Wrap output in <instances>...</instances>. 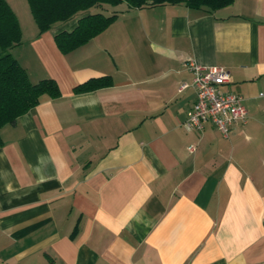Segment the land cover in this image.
Returning a JSON list of instances; mask_svg holds the SVG:
<instances>
[{
  "label": "crops",
  "instance_id": "1",
  "mask_svg": "<svg viewBox=\"0 0 264 264\" xmlns=\"http://www.w3.org/2000/svg\"><path fill=\"white\" fill-rule=\"evenodd\" d=\"M114 11L67 53L54 35L79 16L38 34L15 14L11 53L59 96L0 128V264H264V0ZM189 58L229 71L247 119L227 136L181 125Z\"/></svg>",
  "mask_w": 264,
  "mask_h": 264
},
{
  "label": "trees",
  "instance_id": "2",
  "mask_svg": "<svg viewBox=\"0 0 264 264\" xmlns=\"http://www.w3.org/2000/svg\"><path fill=\"white\" fill-rule=\"evenodd\" d=\"M38 34L49 30L58 22H67L77 16L76 25L54 35L57 48L67 53L101 33L117 18V12L104 14V4L117 6L126 3L130 8L160 4L183 3L190 8L214 11L233 3L234 0H26ZM21 40L18 19L6 0H0V128L12 124L22 114L38 104L46 94L59 96L55 80L43 78L32 83L25 69L11 53V48ZM112 84L109 75L90 77L73 87V92H87ZM264 225V220H263Z\"/></svg>",
  "mask_w": 264,
  "mask_h": 264
},
{
  "label": "built area",
  "instance_id": "3",
  "mask_svg": "<svg viewBox=\"0 0 264 264\" xmlns=\"http://www.w3.org/2000/svg\"><path fill=\"white\" fill-rule=\"evenodd\" d=\"M185 66L191 79L181 82L179 90L191 86L195 91V100L181 122L185 129L202 131L204 124L210 122L227 136L236 123L246 122L247 111L242 98L223 90L230 81L227 69L220 65L206 66L191 58L186 60Z\"/></svg>",
  "mask_w": 264,
  "mask_h": 264
},
{
  "label": "rangeland",
  "instance_id": "4",
  "mask_svg": "<svg viewBox=\"0 0 264 264\" xmlns=\"http://www.w3.org/2000/svg\"><path fill=\"white\" fill-rule=\"evenodd\" d=\"M6 2L9 4L10 8L14 11V13L20 17H21V14L26 10L28 12V14L30 15L31 19H32V16L30 14V10H29V6H28V3L26 0H6ZM126 3H121L120 5H118L117 7L116 6H111V5H108V4H104L103 6V9H96V10H93V11H100V12H103L104 14H111L113 13V10L115 9H122L123 7H125ZM32 22H33V19H32ZM24 47V46H23ZM17 50L18 49H13L12 53L13 54H17Z\"/></svg>",
  "mask_w": 264,
  "mask_h": 264
}]
</instances>
